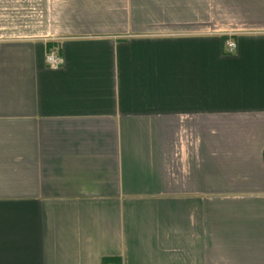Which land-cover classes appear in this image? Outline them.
I'll list each match as a JSON object with an SVG mask.
<instances>
[{
	"label": "crops",
	"instance_id": "crops-1",
	"mask_svg": "<svg viewBox=\"0 0 264 264\" xmlns=\"http://www.w3.org/2000/svg\"><path fill=\"white\" fill-rule=\"evenodd\" d=\"M0 264H264V0H0Z\"/></svg>",
	"mask_w": 264,
	"mask_h": 264
},
{
	"label": "built area",
	"instance_id": "built-area-1",
	"mask_svg": "<svg viewBox=\"0 0 264 264\" xmlns=\"http://www.w3.org/2000/svg\"><path fill=\"white\" fill-rule=\"evenodd\" d=\"M226 47L230 51H234L237 47L236 43L232 40L226 42ZM47 64L52 69H57L62 64V58L59 56L57 51L51 50L47 55Z\"/></svg>",
	"mask_w": 264,
	"mask_h": 264
}]
</instances>
